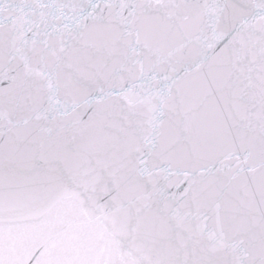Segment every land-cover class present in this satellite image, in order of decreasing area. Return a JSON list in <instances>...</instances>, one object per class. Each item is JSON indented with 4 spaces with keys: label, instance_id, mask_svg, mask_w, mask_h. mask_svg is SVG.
<instances>
[{
    "label": "snow or ice",
    "instance_id": "snow-or-ice-1",
    "mask_svg": "<svg viewBox=\"0 0 264 264\" xmlns=\"http://www.w3.org/2000/svg\"><path fill=\"white\" fill-rule=\"evenodd\" d=\"M0 264H264V0H0Z\"/></svg>",
    "mask_w": 264,
    "mask_h": 264
}]
</instances>
